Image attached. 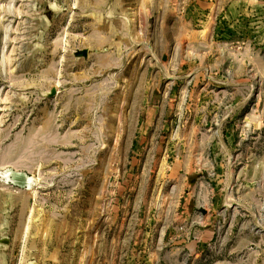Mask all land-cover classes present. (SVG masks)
Returning <instances> with one entry per match:
<instances>
[{
  "label": "rangeland",
  "instance_id": "374dc122",
  "mask_svg": "<svg viewBox=\"0 0 264 264\" xmlns=\"http://www.w3.org/2000/svg\"><path fill=\"white\" fill-rule=\"evenodd\" d=\"M0 264H264V0H0Z\"/></svg>",
  "mask_w": 264,
  "mask_h": 264
},
{
  "label": "water",
  "instance_id": "95a60500",
  "mask_svg": "<svg viewBox=\"0 0 264 264\" xmlns=\"http://www.w3.org/2000/svg\"><path fill=\"white\" fill-rule=\"evenodd\" d=\"M76 56H77V57L88 58V56H89V50H82V51H79V52L76 53ZM56 94H57V90L54 89V90L51 92L50 96H56Z\"/></svg>",
  "mask_w": 264,
  "mask_h": 264
}]
</instances>
